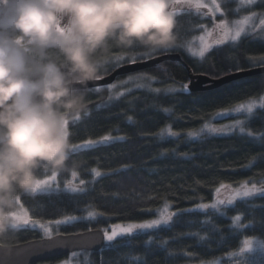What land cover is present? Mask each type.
I'll return each mask as SVG.
<instances>
[{
	"label": "trees",
	"instance_id": "obj_1",
	"mask_svg": "<svg viewBox=\"0 0 264 264\" xmlns=\"http://www.w3.org/2000/svg\"><path fill=\"white\" fill-rule=\"evenodd\" d=\"M246 11L264 12V0H258ZM176 19L178 44L193 40L211 24L208 18L187 9L176 15ZM147 53L139 47L131 52L114 50L111 60L122 62L112 67L106 65L101 78L120 65L132 63L133 57L136 62L163 53L181 54L193 73L211 78L236 72L237 68L247 70L264 65L258 59H251L264 56V41L250 37L236 45L215 49L201 61L189 57L184 46L159 50L150 56ZM142 72L154 80L153 89L132 91L106 106L93 107L97 95L94 89L87 90L88 115L69 125L73 144L106 135L120 138L73 152L72 158L81 161L76 179L85 181V191L58 190L22 196L20 203L33 220L47 223L67 215L84 217L89 210L103 214L91 222L59 226L61 234L82 233L88 228L103 229L114 224L152 219L157 210L162 209L165 199L173 211L212 203L221 183L234 187L245 181L250 182L249 185L264 183V137L255 138L264 134V109L257 110L246 124V130L252 136H203L196 140L187 136L189 131H198L205 123L219 122L215 119L217 113L263 97L264 74L216 90L191 93L182 90V85H188L190 78L179 62H164ZM168 88L179 91L167 93ZM168 126L180 135L164 136ZM253 158L255 160L249 166ZM92 169L100 170L101 177H94ZM50 175L42 173V179ZM57 177L64 185L72 175L64 172ZM236 215L241 216L240 221H235ZM41 233L33 228H17L9 234L7 245L40 239ZM192 233L207 239L201 241L199 236L190 235ZM151 235L154 238L151 246L144 244L147 235L136 237L131 246L118 239L99 252H89L85 260L88 259V264H101V261L103 264H133L130 257L138 256L147 264H205L219 260L228 264L225 259L240 251L245 239L264 241V194L238 201L222 212L197 210L174 218L169 228L153 230ZM161 240L168 244L161 247ZM61 260L40 264H55Z\"/></svg>",
	"mask_w": 264,
	"mask_h": 264
},
{
	"label": "clouds",
	"instance_id": "obj_2",
	"mask_svg": "<svg viewBox=\"0 0 264 264\" xmlns=\"http://www.w3.org/2000/svg\"><path fill=\"white\" fill-rule=\"evenodd\" d=\"M178 43L173 0H0V247L42 173L79 171L69 125L114 50Z\"/></svg>",
	"mask_w": 264,
	"mask_h": 264
},
{
	"label": "snow or ice",
	"instance_id": "obj_3",
	"mask_svg": "<svg viewBox=\"0 0 264 264\" xmlns=\"http://www.w3.org/2000/svg\"><path fill=\"white\" fill-rule=\"evenodd\" d=\"M181 3V0H173V11L176 13V5ZM213 3L215 4V0H213ZM247 3L252 4L255 3V0H247ZM195 7L197 9L201 7H206V5H203L197 0ZM215 7L219 9L220 5L215 4ZM260 24L262 28H264V19L260 21ZM216 29L219 30L218 36L211 42L205 39V37H200L201 46L197 49L193 47L192 42L190 41H183L181 44H177V47L185 46L189 53L193 56L198 57L199 59L203 60L207 53H209L212 48L215 45H222L226 41L230 40L232 42H237L240 40L242 34L244 33V29L240 27L239 25L236 26L235 30H232L229 28L227 22H221L217 24ZM207 37H212L213 33L211 31L206 33ZM153 52H148L147 55H151ZM252 60L258 59L261 62H264V56H260L258 58H251ZM133 62H135V57H133ZM241 69L237 68V71ZM101 79V77L99 78ZM98 79V80H99ZM130 80H142L144 79L143 76H136V77H129ZM138 87H143L144 85L140 84L137 85ZM112 87H115V85H112ZM179 89L176 88H169L167 91L169 92H176ZM182 90L184 92H187L188 85H182ZM159 91V90H156ZM118 95H123V93H119ZM109 99H112L110 96ZM257 104L255 101H250L248 103H242L236 105L231 112L236 114H245L247 118H251V116L255 113V110L257 109ZM260 108H264V97L261 98V103L259 105ZM165 112L171 111L170 109H164ZM230 113L227 111L219 112L217 113V117L224 118L228 116ZM131 120V118H129ZM78 118L75 121H79ZM244 121L242 120H236L234 123L226 124L222 126H215L210 123H205L198 131L193 130L189 131L187 135L192 138H198L202 134H231L233 132H236L237 130L241 135H248L252 136L253 134L248 131L246 132ZM168 133V135L175 137L180 135L178 132H175L171 129V126H168L166 130H164ZM160 133L159 135H162ZM264 137V134H261V136L255 137L256 139H261ZM122 139V138H121ZM113 138L111 136H104L99 141H94L92 139H88L86 141L80 142L79 144H73V152L79 150V149H91L94 146H96L98 143H108L112 141ZM255 158L253 160L249 161V166L252 165ZM92 173L94 177H101L102 173L98 169H92ZM72 177H77L78 173L73 172L71 173ZM56 173H51L50 176H48L45 179H41L37 181V187L35 189V193L40 191H52L54 190L52 188V184L54 181H56ZM80 185H84L85 181L80 180ZM248 181L242 182L239 187L232 188L231 185H227L224 183H221L219 187L216 188L217 193V200L214 203H200L197 205L195 209H180L177 208L175 211H170L171 204L170 202L165 199V202L162 206V209H158V217L155 219H150L142 222L137 221H129L127 223H121V224H114L111 225L110 228H103L98 230L97 232H93L91 228H88L87 233H70L68 235H63L59 232V226L60 225H74L76 223L84 222V221H94L98 216L102 217V213H98L94 210L87 211V215L84 217H77L74 215H67L64 216L63 219H57L55 221H49L47 223H43L39 220H33L31 216L28 214V211L23 208V205L21 204V212L17 214L16 216V223L19 226L24 227H32L33 229L39 228L42 231V238L40 241L31 242L23 247H17L14 249L13 255L11 257L5 258V256H0V264H22L20 260L17 259V257L26 256L28 254H31L33 251L37 249V247H54V246H62L65 243L73 242L79 247L84 246L85 238L87 237H102V239L106 242H108L109 246L112 242L117 241L118 239L123 240L126 244L129 246L132 245L133 241L136 239V237L141 235H147L148 239L144 241V244L146 247L151 246L154 243V238L151 235V232L153 230H158L161 228H169L174 223V218L178 219L180 217H183L184 215L191 214L194 211H205L208 209H212L215 211H219V206L224 205L227 203L230 206H234V201L239 200L240 202H244L246 198L252 197L254 194H264V186H261L259 188L256 187V185L253 183L251 184V187H249ZM66 189L72 192H83L85 189L83 187H78L73 182H68L66 185ZM229 190L231 189L232 196L227 200L219 199V194L221 190ZM150 211V210H146ZM241 216L236 215L235 221H240ZM204 223H208L205 221ZM56 225V232L55 235L53 233L52 225ZM239 225H237L238 227ZM212 230L215 231V225L212 226ZM190 235L199 236V239L201 241H204L207 239L206 236H200L199 233H192ZM258 244V247H254V241L251 239H246L243 241V247L240 249L239 252L233 253L234 256L244 257L240 260L239 264H256V261L252 258L251 254L254 252H259L261 255H264V241H257L255 242ZM168 244V241L161 240V247H165ZM249 254L248 256H245V254ZM188 255L187 253H185ZM169 255H173L172 252H169ZM130 260L133 261V264H147L146 260H143L141 257L138 256H131ZM101 264H103V261H101Z\"/></svg>",
	"mask_w": 264,
	"mask_h": 264
},
{
	"label": "rangeland",
	"instance_id": "obj_4",
	"mask_svg": "<svg viewBox=\"0 0 264 264\" xmlns=\"http://www.w3.org/2000/svg\"><path fill=\"white\" fill-rule=\"evenodd\" d=\"M257 1L258 0H255V3ZM196 2H197V0H181V3L176 5V13H175V15H178L183 10L187 9V10L196 12L197 14H201L203 17H206L210 20V22H211L210 26L204 27L202 32L197 37H195L193 40L190 41V42H192L193 47L198 49L201 46V42H200L199 38L202 36L205 37V39L208 40L209 42L213 41L219 34V30L216 29L215 26L221 22H227L229 28L232 30H235L236 26L239 25L240 27H242L244 29V33L242 34L239 41L232 42V41L228 40L222 45H215L211 51L218 49V48H221V47L228 45V44L236 45L245 37H250L252 39L264 41V28H262V26L260 24V21L262 19H264V12H262V13H256V12L248 13V11H246L255 3L249 4V3H247V0H215V4L220 5L219 9H217L215 7V4L213 3V0H199V2L203 5H206V7H201L199 9H197L195 7ZM229 13H231V16L228 15ZM209 31H211L213 33L212 37H207L206 33ZM185 52L188 54L189 57L194 58V59H198L201 61V59H199L198 57L191 55L186 47H185ZM209 53H207L206 56ZM163 54H166V53H163ZM119 61L120 60H110L107 63V65H109L111 67L115 66V65H119L120 62H122V61H120V62ZM136 76H143L144 79H142V80H134V79L130 80L129 79V77H136ZM153 83H154V80L152 78H150L147 75V73H145V72H139V73L128 75V76L124 77L123 79L118 80L109 86L94 88L93 92L97 95V99L95 101L96 103H94L92 106L95 108L106 106V105L118 100L119 98L123 97L124 95H126L132 91H135V90L149 89V88L153 89L154 88ZM140 84H142L144 86L138 87L137 85H140ZM112 85H115V87H112ZM166 92L171 93L169 91H166ZM119 93H123V95H118ZM110 96L112 97V99H109ZM261 98L254 100L258 106L257 109L255 110V112L259 109H264V108L259 107V105L261 103ZM231 110L227 111L230 113L228 116H226L224 118H219L216 116L215 119L219 120V122H210V124L219 127L222 125L234 123L236 120H242L245 122L244 126L246 129L247 122L255 114L254 113L251 116V118L249 119L246 117L245 114H243V113H241V114L232 113ZM225 120H228V121H225ZM246 132H247V130H246ZM164 133H165L164 136L172 137V136L168 135V133L166 131ZM230 135H241V134L237 130L236 132H233V133L227 134V135H223V134H211V135L202 134L198 138H192V137H189L188 135L187 136L190 139L196 140V139H199L203 136H230ZM111 137L113 138L112 141L118 140L120 138L118 136H111ZM175 137H177V136H175ZM100 139H97L94 141H99ZM100 144H103V143H98L96 146H98ZM80 150H83V149H79L77 151H80ZM43 179H45V178H43ZM70 181L73 182L78 187H83V185H80V183L76 179V177L75 178L72 177ZM70 181H68V182H70ZM68 182L64 183V185H61L58 181V177L56 176V181H54L52 184V188L54 189L52 191L64 190V191L72 192V191H69L66 189V185ZM261 186H264V183L261 185H256L257 188H259ZM249 187H251V185H249ZM232 188H237V187L232 186ZM52 191H47V192H52ZM44 192L45 191H40L37 193H44ZM257 195H260V194L259 193L254 194L252 197L246 198L245 200L253 198ZM231 196H232L231 189H229V190L222 189L220 194H219V199H223V200L227 201ZM217 198H218L217 193L215 192V196H214L212 203L216 202ZM238 201L239 200L234 201V204L237 203ZM20 205H21V203H20ZM229 206L230 205H228L227 203L219 206L218 212H222L226 207H229ZM210 210H212V209H210ZM170 211H173V210L170 209ZM157 217H158V213L152 219H155ZM21 228H32V227H30V226L29 227H24V226L18 227V229H21ZM52 228H53V233L55 235L56 225L53 224ZM35 229L41 231L38 227ZM251 240L254 241V247H258V244H256L255 242L261 241L258 239H251ZM108 245H109L108 242L105 241V246H108ZM242 247H243V244H242ZM87 254H89V252H86V251L75 252V253L70 254L69 256H67L66 258L62 259L61 261H59L55 264H88V259L85 260V257ZM248 255L249 254H247V253L245 254V256H248ZM251 256L256 261V264H264V255H261L259 252H254L251 254ZM243 258L244 257L229 255L225 260H227L228 264H239L240 260ZM223 261L224 260H219V261H214V262L205 263V264H223ZM45 264H48V263H45Z\"/></svg>",
	"mask_w": 264,
	"mask_h": 264
},
{
	"label": "water",
	"instance_id": "obj_5",
	"mask_svg": "<svg viewBox=\"0 0 264 264\" xmlns=\"http://www.w3.org/2000/svg\"><path fill=\"white\" fill-rule=\"evenodd\" d=\"M164 62H179L184 66V68L187 70L189 74L190 81L188 84V89L191 93L216 90L229 83L264 74V65H263L247 70L232 72L220 78H211L204 74L193 73L192 69L184 61L181 54L166 53L146 60L120 65L109 75L104 76L101 79L95 81L94 83L89 84L87 86V90L98 87L109 86L114 82H116V80L119 77L146 71ZM98 230L100 229H94L93 232H97ZM82 233H87V232H82ZM63 235H68V234H63ZM40 240L41 238L17 245H7V248L0 247V256H5V258L11 257L13 255L15 248L23 247L31 242H36ZM104 246H105V241L102 239V237L86 236L83 247H79L73 242L65 243L62 246L37 247V249L33 251L31 254L22 257H17V259L20 260L22 264H40L56 259H63L75 252H82V251L99 252L104 248Z\"/></svg>",
	"mask_w": 264,
	"mask_h": 264
}]
</instances>
